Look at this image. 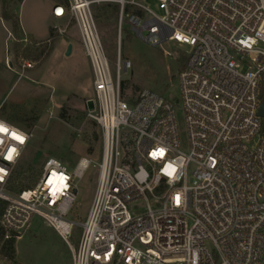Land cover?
Wrapping results in <instances>:
<instances>
[{
    "label": "built area",
    "instance_id": "1",
    "mask_svg": "<svg viewBox=\"0 0 264 264\" xmlns=\"http://www.w3.org/2000/svg\"><path fill=\"white\" fill-rule=\"evenodd\" d=\"M144 1L111 0L120 7L116 77L92 9L101 1L53 7V18L68 23L54 31L65 35L74 22L91 64L88 118L101 128L102 159L83 157L70 170L50 157L34 185L12 193L32 135L0 118V251L38 217L67 244L72 264H264V0H156L163 16ZM125 24L153 47H190L179 74L188 152L171 101L150 90L123 98L132 67L122 57ZM91 167L99 177L81 221L79 183ZM0 264L19 263L0 252Z\"/></svg>",
    "mask_w": 264,
    "mask_h": 264
},
{
    "label": "rangeland",
    "instance_id": "2",
    "mask_svg": "<svg viewBox=\"0 0 264 264\" xmlns=\"http://www.w3.org/2000/svg\"><path fill=\"white\" fill-rule=\"evenodd\" d=\"M93 5V14L101 41L109 59L113 75L116 77V62L120 43V7L111 0H100ZM58 3L54 0H0V105H5V113L0 118L12 122L14 126L28 131L32 138L18 167L23 181L32 186L39 178L46 159L57 158L70 170L77 162L87 157L96 163L102 159V137L97 122L88 118V101L94 97V76L89 59L82 46L77 26L68 28L65 35L52 29L60 25L51 17L50 12ZM143 4L157 16H163L156 0H145ZM107 5L119 8L118 17L109 18L112 12ZM10 7L9 14L18 17L22 29L30 34L33 42L43 43L46 54L31 69H23L14 53L15 40L10 24L3 21L4 7ZM65 28L67 19L61 23ZM11 41H14L13 44ZM49 42V43H47ZM29 44V45H32ZM69 45L73 50L66 56ZM123 60L130 61L131 70L124 74L126 83L121 92L125 100H133L143 90L153 91L175 105L177 125L182 150L188 152L189 139L186 116L181 101L179 74L188 61L190 47L177 43H166L153 47L125 24L121 35ZM28 46V45H27ZM10 63L12 67H10ZM19 107L12 112L10 105ZM65 118H61V114ZM89 149L92 155H88ZM99 168L91 167L79 183L76 214L83 221L89 212ZM139 203L132 211L143 208ZM80 231L73 239L77 245ZM16 261L19 264H72V255L67 244L43 221L35 217L16 242Z\"/></svg>",
    "mask_w": 264,
    "mask_h": 264
},
{
    "label": "trees",
    "instance_id": "3",
    "mask_svg": "<svg viewBox=\"0 0 264 264\" xmlns=\"http://www.w3.org/2000/svg\"><path fill=\"white\" fill-rule=\"evenodd\" d=\"M24 0H20V2L22 3ZM56 3H67V0H54ZM106 10L112 12L111 15L108 16L109 18H114V17H118V13H119V8L115 5H107L105 7ZM10 11V7L5 6L4 7V13H3V19L9 23L12 27L13 30V35H14V53H15V57L17 58V60L23 64L24 62H36L37 60H39L41 57H43L46 54V48L42 47L44 46L43 43L40 42H33L32 45H28L25 46L21 43V40L23 39V31L21 28V23L18 17H14L11 14H9ZM127 11L130 13H135L141 17H143V12L136 8V7H131L128 6L127 7ZM54 29H52L51 31V39L54 37ZM49 43V42H47ZM125 85L126 83H122V89H125ZM12 112H17V110L19 109L18 106H11L10 107ZM5 110V109H4ZM61 118L64 119L65 115H63V113L61 114ZM11 122H17L15 119H11ZM98 125V124H97ZM99 126V125H98ZM100 128V126H99ZM101 131V128H100ZM101 137H102V132H101ZM88 155H92V150L89 149L88 151ZM30 185L26 184L23 181L22 175L21 173H16L13 181H12V185L10 186V191L12 193H20L21 191H23L26 188H29ZM6 207V202L1 201L0 200V217L4 211ZM3 242V237L2 234L0 232V244ZM16 240L12 239L9 241L4 242L3 245V249L0 251L1 255L3 256H7L9 259L11 260H15L16 258Z\"/></svg>",
    "mask_w": 264,
    "mask_h": 264
},
{
    "label": "crops",
    "instance_id": "4",
    "mask_svg": "<svg viewBox=\"0 0 264 264\" xmlns=\"http://www.w3.org/2000/svg\"><path fill=\"white\" fill-rule=\"evenodd\" d=\"M50 15H51V17L53 18V16H52V10H51V12H50ZM2 19H3V16H2ZM56 20V19H55ZM3 21H4V19H3ZM56 21H58L59 22V26H62L61 25V23L64 21V19H60V20H56ZM5 23H7L6 21H4ZM7 24H9V23H7ZM67 25H68V23H67ZM66 25V26H67ZM72 26H75L74 24L72 25ZM63 27V26H62ZM22 28V27H21ZM70 28V27H69ZM54 29V28H53ZM22 31H23V36H25V34H26V36L28 35L29 37H30V34H27V33H25V31L22 29ZM14 39V38H13ZM29 39H31L32 40V38H29ZM13 42L14 41H11V43L13 44ZM73 50V49H72ZM32 63H34V64H38L39 62H32ZM10 67H12V64L10 63ZM5 105H7V103L6 104H4V102H2L1 103V105H0V112H2L3 111V113H5ZM14 105V104H13ZM13 105H10V106H13ZM14 106H16V105H14ZM1 119H4L5 121H7V122H9V123H11L12 125H14L12 122H11V120L9 119H7V118H5V117H2Z\"/></svg>",
    "mask_w": 264,
    "mask_h": 264
},
{
    "label": "water",
    "instance_id": "5",
    "mask_svg": "<svg viewBox=\"0 0 264 264\" xmlns=\"http://www.w3.org/2000/svg\"><path fill=\"white\" fill-rule=\"evenodd\" d=\"M72 49H73L72 45H69L68 50H67V53H66V56L67 57L72 54ZM87 106H88V109L89 110H93L94 109V103H93V101H89ZM260 115L261 116H264V105H262V107H261Z\"/></svg>",
    "mask_w": 264,
    "mask_h": 264
},
{
    "label": "snow or ice",
    "instance_id": "6",
    "mask_svg": "<svg viewBox=\"0 0 264 264\" xmlns=\"http://www.w3.org/2000/svg\"><path fill=\"white\" fill-rule=\"evenodd\" d=\"M4 129L3 128H0V131H3ZM17 139H19V137H17Z\"/></svg>",
    "mask_w": 264,
    "mask_h": 264
}]
</instances>
